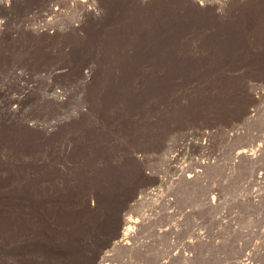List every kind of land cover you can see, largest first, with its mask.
Masks as SVG:
<instances>
[{
	"label": "rangeland",
	"instance_id": "374dc122",
	"mask_svg": "<svg viewBox=\"0 0 264 264\" xmlns=\"http://www.w3.org/2000/svg\"><path fill=\"white\" fill-rule=\"evenodd\" d=\"M0 264H264V0H0Z\"/></svg>",
	"mask_w": 264,
	"mask_h": 264
},
{
	"label": "bare ground",
	"instance_id": "6f19581e",
	"mask_svg": "<svg viewBox=\"0 0 264 264\" xmlns=\"http://www.w3.org/2000/svg\"><path fill=\"white\" fill-rule=\"evenodd\" d=\"M125 222V221H124Z\"/></svg>",
	"mask_w": 264,
	"mask_h": 264
}]
</instances>
